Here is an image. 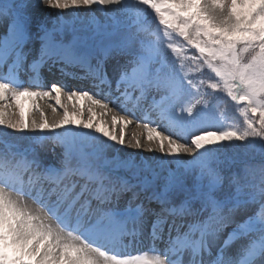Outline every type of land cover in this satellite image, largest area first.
Wrapping results in <instances>:
<instances>
[{
	"label": "snow or ice",
	"instance_id": "snow-or-ice-1",
	"mask_svg": "<svg viewBox=\"0 0 264 264\" xmlns=\"http://www.w3.org/2000/svg\"><path fill=\"white\" fill-rule=\"evenodd\" d=\"M45 7L124 22L90 18L69 39L62 14L52 27L38 15ZM0 32V264H264V0H0ZM36 42L26 86L19 73ZM113 57L124 63L110 78ZM48 63L79 69L83 86L39 90ZM218 94L242 123L218 111ZM22 98L54 100L62 118L49 105L51 120L37 106L40 120L26 121ZM65 99L90 102L88 121ZM110 105L128 113L111 128L93 112ZM137 109L146 145L141 134L126 141ZM17 132L32 145L18 146ZM46 142L53 161L37 151ZM126 142L164 155L109 156ZM146 230L151 246L134 250Z\"/></svg>",
	"mask_w": 264,
	"mask_h": 264
},
{
	"label": "rangeland",
	"instance_id": "rangeland-1",
	"mask_svg": "<svg viewBox=\"0 0 264 264\" xmlns=\"http://www.w3.org/2000/svg\"><path fill=\"white\" fill-rule=\"evenodd\" d=\"M62 14V17H63V21L65 23H67L68 27L69 26H72V25H75L76 27L79 26V25H82L81 26V29H84L86 28V25H87V22L90 18H93L96 20L97 23H100V24H104V25H107L108 22H109V17H112L113 19L119 17L121 22H124V17H123V14L122 13H118V12H109V13H105L103 10H96L95 8L93 10H86V9H65V10H59V9H51V8H43V9H40L38 11V15L41 16L43 19L46 20V22L48 23V26L49 27H52L53 24L56 22L57 20V17L59 15ZM79 30V29H78ZM81 34L82 35H85L87 33L81 31ZM68 38L70 39L71 38V33L68 32ZM38 46H37V42L35 44H29L26 49H27V53L29 55H33L35 54L36 50H37ZM98 53L100 54V52L98 50L94 51V55H96L98 57ZM124 63V58L122 57H115L111 62H110V65L108 64L109 66V71L114 74L113 76L117 75L118 74V71H119V68L120 66ZM37 100V99H36ZM25 101L27 104H25V106H27L33 113H34V117L36 120H40V116L39 114H37L36 112H34L33 109L30 108V104H31V99H28L26 98V100H23ZM39 102H41L42 104V101L38 100ZM54 101V100H53ZM22 102V101H21ZM55 102V101H54ZM69 102V106H70V111H76V112H79L81 109H83V116H84V120L85 122L88 121V117H89V113L87 111V108L90 107V103L87 104V105H84L85 104V99H80V100H73V101H68ZM50 105V104H49ZM52 105V104H51ZM72 105H75L76 107L73 108ZM22 106H23V109H24V103L22 102ZM43 107H41L43 109V111L46 113V116L49 118V120H51L53 118V114L51 112H49L46 108V106L44 105V103L42 104ZM48 106V105H47ZM54 106V105H53ZM87 108H86V107ZM93 110L95 112V114H97V116H99V113L103 111V109H98L96 107H93ZM11 113H15L16 116L18 117L19 116V110L16 111L15 110V107H13L12 109L9 110ZM30 111V112H31ZM25 112L24 111V118L26 121H29V119H27V117L29 118L28 115H25ZM114 114H117L115 109L113 111ZM62 115L63 113H57V117L56 119H60L62 118ZM32 118V119H33ZM99 119L101 121H106L107 122V127L111 128L112 127V123H111V120H112V116L110 113H108L107 115H103L102 118L99 117ZM122 126L121 123H118L115 131L116 133L119 135V132H120V127ZM79 130H83L82 128V125L80 126V129ZM7 131H11V130H7ZM141 131V135H140V139H141V143L146 145V137H147V131L146 130H143L140 129ZM128 135H126V141L127 140H130L132 138V135L127 132ZM168 134V132H167ZM24 134H21V133H13V137H14V140H18L20 141V143L22 145H26L25 143H23V140L21 138H23ZM28 135H32L31 133H28ZM22 140V141H21ZM182 143H186L188 141L186 140H183L181 139L180 140ZM158 143V141H157ZM236 143V142H235ZM27 146H30V145H27ZM52 147V144L51 142H46L44 147L43 148H39L37 147V151H39L41 153L42 156H44L46 158V160L48 161H53L54 160V156L52 155V153L50 151H48V149H50ZM153 151H148L147 150V147L144 146V147H141V148H132V147H129L127 145V142L126 144L121 147L120 145H116V152H110L109 153V156L113 155V154H118L120 156H123L124 154L126 153H130L132 155V157L134 159H137V160H145V159H148V158H151L152 160H155L156 158L158 157H162L164 154L160 153L159 150H158V147L156 144L153 145ZM57 152H59V148H57ZM144 153L145 155H142V157L139 155L141 153ZM48 155V156H47ZM145 158V159H144ZM165 159H168V157H164ZM181 158L183 159H190L189 156L181 153Z\"/></svg>",
	"mask_w": 264,
	"mask_h": 264
},
{
	"label": "bare ground",
	"instance_id": "bare-ground-1",
	"mask_svg": "<svg viewBox=\"0 0 264 264\" xmlns=\"http://www.w3.org/2000/svg\"><path fill=\"white\" fill-rule=\"evenodd\" d=\"M36 99L38 100V98H36ZM22 100H26V98H22ZM37 100H35V104H33V102L31 101V104H30L31 106H30V108L33 109L34 112H36L37 114H39V116H40V113H39V111H37V106H38L41 110H43V109L41 108V107H43V106H42L43 103H44V105L46 106V108H47V110H48L49 112L52 113L51 107H49V104H50V105L52 104V106L54 105V107H57V113H63V110L60 109V108L58 107V105H56V103H55L53 100L48 99V98H45V99H40V98H39V100L42 101V104H41V102H39V101H37ZM64 102L69 106V102L67 101V99H65ZM47 105H48V106H47ZM110 107L113 108V109H115V111H116V113H117L118 115H128V113L120 111V109H119L118 107L114 106V105H110ZM96 108H98V107H96ZM98 109H100V108H98ZM69 110H70V106H69ZM93 112H94V110H93ZM104 112H105V110H103L102 112L99 113V117H100V118L103 117L102 113H104ZM94 113H95V112H94ZM44 114H45V116H46V113H45V112H44ZM52 114H53V113H52ZM110 114H111V116H112L114 113L111 112ZM33 117H34V116H33ZM33 117H32V118H33ZM33 119H35V118H33ZM33 119H32V120H33ZM151 119H153L154 121H156L157 123H159V121H158V119H157L156 116L152 115V116H151ZM57 120H58V119H57ZM132 121H133L132 124L129 125V126L127 127V129H126V133L129 132L131 135H133L134 133H136V134H141L140 129H142V127H137V119H136V118H133ZM119 123H121V124L123 125V122H119ZM143 130H145V129H143ZM160 130H163V129H160ZM146 131H147V130H146ZM127 135H128V133H127ZM165 135H168V134H167V131H165ZM176 138H177L176 136H173V139H176ZM180 142H181V141H180ZM181 143H182V142H181ZM139 153H141V152H139ZM139 155L142 157V155H145V154H144V153H141V154H139ZM185 155H186V154H185ZM144 159H145V158H144ZM145 248H146V247H145Z\"/></svg>",
	"mask_w": 264,
	"mask_h": 264
},
{
	"label": "trees",
	"instance_id": "trees-1",
	"mask_svg": "<svg viewBox=\"0 0 264 264\" xmlns=\"http://www.w3.org/2000/svg\"><path fill=\"white\" fill-rule=\"evenodd\" d=\"M193 78H198V77L196 76V74H193ZM221 99H222V98H221ZM226 99H227V98H226ZM227 103L230 104V101L227 100ZM226 108H227V107H226ZM235 119H236L235 122L242 123V120H241L240 118H238V119L235 118ZM234 143H235V142H234ZM236 143H239V142H236ZM245 151H246V150H244V149H240L239 152L233 151L231 154H232L233 156H236L237 159H239V158L245 156ZM248 156H249V158H251V159L253 160V162H258V160H259V155H258V154H254V153H252L250 150L248 151Z\"/></svg>",
	"mask_w": 264,
	"mask_h": 264
},
{
	"label": "water",
	"instance_id": "water-1",
	"mask_svg": "<svg viewBox=\"0 0 264 264\" xmlns=\"http://www.w3.org/2000/svg\"><path fill=\"white\" fill-rule=\"evenodd\" d=\"M121 175H123V174L121 173Z\"/></svg>",
	"mask_w": 264,
	"mask_h": 264
}]
</instances>
